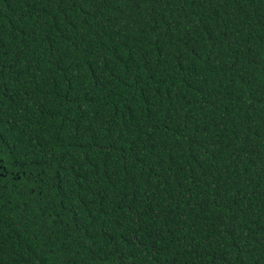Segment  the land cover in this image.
I'll return each mask as SVG.
<instances>
[{"label": "trees", "instance_id": "trees-1", "mask_svg": "<svg viewBox=\"0 0 264 264\" xmlns=\"http://www.w3.org/2000/svg\"><path fill=\"white\" fill-rule=\"evenodd\" d=\"M0 264H264V0H0Z\"/></svg>", "mask_w": 264, "mask_h": 264}]
</instances>
